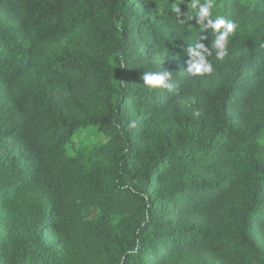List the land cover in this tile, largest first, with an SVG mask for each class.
Returning <instances> with one entry per match:
<instances>
[{
	"label": "trees",
	"instance_id": "1",
	"mask_svg": "<svg viewBox=\"0 0 264 264\" xmlns=\"http://www.w3.org/2000/svg\"><path fill=\"white\" fill-rule=\"evenodd\" d=\"M212 11L0 0V264H264V0Z\"/></svg>",
	"mask_w": 264,
	"mask_h": 264
},
{
	"label": "clouds",
	"instance_id": "2",
	"mask_svg": "<svg viewBox=\"0 0 264 264\" xmlns=\"http://www.w3.org/2000/svg\"><path fill=\"white\" fill-rule=\"evenodd\" d=\"M213 7L214 0H204L203 3H200V0H191V8L197 9L195 18L197 19L201 32L205 28H211L212 32L216 34L213 47L215 48L216 58L218 60H223L228 55L229 40L230 37L235 34L237 25L230 20H226L218 13L213 19ZM173 10L180 13L178 4H173ZM204 20H207L208 23L205 24ZM181 23H183V21H181ZM201 51L207 52V57L202 55ZM188 52L192 57L190 67L187 69V72L190 75L204 76L211 75L213 73V64L208 59V57L212 55V52H208L203 44H196L194 48L190 46L188 48ZM121 67H123V65H121ZM169 79L170 73L167 71L159 73L145 72L143 75L144 84L150 86L151 88H165L171 90L172 85L169 83ZM194 115L198 117L200 113L197 111ZM130 127H135V123L131 122ZM138 251L139 247L137 244V246L131 249L128 254L135 255Z\"/></svg>",
	"mask_w": 264,
	"mask_h": 264
},
{
	"label": "rangeland",
	"instance_id": "3",
	"mask_svg": "<svg viewBox=\"0 0 264 264\" xmlns=\"http://www.w3.org/2000/svg\"><path fill=\"white\" fill-rule=\"evenodd\" d=\"M159 60V59H157ZM184 64V63H183ZM182 102V101H181ZM186 103V102H185ZM95 138H92L90 139L88 142H87V145H91L93 142H94Z\"/></svg>",
	"mask_w": 264,
	"mask_h": 264
}]
</instances>
